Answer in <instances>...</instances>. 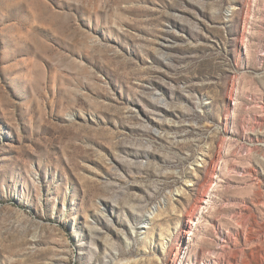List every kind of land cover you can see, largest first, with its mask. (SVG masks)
<instances>
[{"label":"rangeland","instance_id":"obj_1","mask_svg":"<svg viewBox=\"0 0 264 264\" xmlns=\"http://www.w3.org/2000/svg\"><path fill=\"white\" fill-rule=\"evenodd\" d=\"M0 264H264V0H0Z\"/></svg>","mask_w":264,"mask_h":264},{"label":"bare ground","instance_id":"obj_2","mask_svg":"<svg viewBox=\"0 0 264 264\" xmlns=\"http://www.w3.org/2000/svg\"><path fill=\"white\" fill-rule=\"evenodd\" d=\"M154 213H152L151 215H153ZM149 219H150V217H149Z\"/></svg>","mask_w":264,"mask_h":264}]
</instances>
